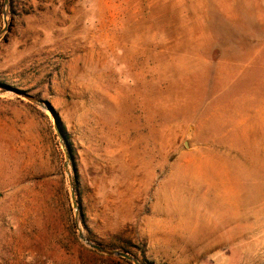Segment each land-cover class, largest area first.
I'll list each match as a JSON object with an SVG mask.
<instances>
[{
    "label": "rangeland",
    "instance_id": "rangeland-1",
    "mask_svg": "<svg viewBox=\"0 0 264 264\" xmlns=\"http://www.w3.org/2000/svg\"><path fill=\"white\" fill-rule=\"evenodd\" d=\"M261 2L0 0V264H264Z\"/></svg>",
    "mask_w": 264,
    "mask_h": 264
},
{
    "label": "crops",
    "instance_id": "crops-1",
    "mask_svg": "<svg viewBox=\"0 0 264 264\" xmlns=\"http://www.w3.org/2000/svg\"><path fill=\"white\" fill-rule=\"evenodd\" d=\"M264 2V0H259V2ZM259 4V9L264 10V4ZM264 17V15H263ZM257 49V52L253 55V60H259L260 56L263 54L264 50V41L261 42L260 45L253 48ZM252 62V61H251ZM258 62H253V64H257ZM251 65V64H250ZM256 72H261L264 67V63L259 61L256 65ZM264 84L262 81H255L247 90L244 101V130H246L245 137L246 139H250L251 134H247V130L250 132L251 130H255L256 128L261 130L263 128L264 123Z\"/></svg>",
    "mask_w": 264,
    "mask_h": 264
},
{
    "label": "water",
    "instance_id": "water-1",
    "mask_svg": "<svg viewBox=\"0 0 264 264\" xmlns=\"http://www.w3.org/2000/svg\"><path fill=\"white\" fill-rule=\"evenodd\" d=\"M5 2L7 3L8 0H5ZM17 95L21 96V97H24L26 98L27 100L33 102V103H37V104H41V102H39L37 99H35L33 96L31 95H28L26 93H20V92H15ZM73 199H74V206L75 208L77 209L78 208V203H77V200L76 198L74 197L73 195ZM81 239L88 245L90 246L92 249L104 254V255H108V256H113V257H121V258H125V259H128L132 262H134L135 264H140L138 262V260H136L135 258H133L132 256H130L129 254L127 253H124L122 251H119V250H114V249H108L106 247H103V246H100V245H97L95 243H93L92 241H90L88 238H86L83 234H81Z\"/></svg>",
    "mask_w": 264,
    "mask_h": 264
},
{
    "label": "trees",
    "instance_id": "trees-1",
    "mask_svg": "<svg viewBox=\"0 0 264 264\" xmlns=\"http://www.w3.org/2000/svg\"><path fill=\"white\" fill-rule=\"evenodd\" d=\"M110 257H113V256H110ZM119 259L123 260L124 262H126L127 264H133L132 261L128 260V259H125V258H121V257H118Z\"/></svg>",
    "mask_w": 264,
    "mask_h": 264
}]
</instances>
